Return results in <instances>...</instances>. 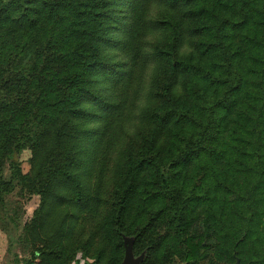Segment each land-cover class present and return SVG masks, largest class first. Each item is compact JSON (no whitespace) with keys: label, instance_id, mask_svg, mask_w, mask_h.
Masks as SVG:
<instances>
[{"label":"trees","instance_id":"1","mask_svg":"<svg viewBox=\"0 0 264 264\" xmlns=\"http://www.w3.org/2000/svg\"><path fill=\"white\" fill-rule=\"evenodd\" d=\"M16 190L11 264H264V0H0L4 233Z\"/></svg>","mask_w":264,"mask_h":264},{"label":"rangeland","instance_id":"2","mask_svg":"<svg viewBox=\"0 0 264 264\" xmlns=\"http://www.w3.org/2000/svg\"><path fill=\"white\" fill-rule=\"evenodd\" d=\"M231 153H230V156L232 158L233 156L231 155ZM30 157H31V151L29 149H26L19 154V159H20L19 162L24 172H27L30 169V162H29ZM204 161L205 160L203 159L202 164L204 163ZM206 164H209V163L206 161L205 165ZM194 168L195 169L198 168V165H195ZM7 172H9V166L7 167ZM209 180H211L213 184L212 189H211L213 193L217 192L216 194H218L219 196L222 195L223 193L221 191L222 188L216 187L215 185L216 183L213 182V179H208V181ZM9 200H10V211L9 212L12 213L13 209H17V213L19 215V222L17 226L13 222L9 221L10 223L7 227L6 233L0 231L1 232L0 234H3V236L5 235L4 237H2V239L0 238V250H1L0 252L1 253L4 252L6 248L5 255L1 254L0 264H9L8 263L9 257L11 258L13 257V253H10L9 251H8L9 252V256H8L7 248L9 246V242H11V250L13 252L22 253L24 256L23 257L24 259L25 258L28 259V257L30 256L29 249L23 244H21L19 234L22 232L23 223L32 217L33 212L39 206L40 197L38 195L30 196L29 194L22 196L19 194L18 190H16L14 193L10 195ZM218 202L211 203L210 205L208 204V207H210L213 210V212H216V210L220 208V206L218 205ZM224 204H226V206L228 207V203H224ZM174 251L175 249L170 247L169 249L170 260L168 259L166 264H184L179 253L178 252L175 253ZM213 254L214 252L210 251L209 255H213ZM226 257H227V253L225 252L223 253L222 250L218 249L215 252V261L213 262V264H230L225 261ZM80 259L82 260V264H84L85 260H83L82 258ZM141 262H142L141 258L133 257V263L141 264ZM203 264H209V263L208 261H205L203 262Z\"/></svg>","mask_w":264,"mask_h":264},{"label":"crops","instance_id":"3","mask_svg":"<svg viewBox=\"0 0 264 264\" xmlns=\"http://www.w3.org/2000/svg\"><path fill=\"white\" fill-rule=\"evenodd\" d=\"M0 231H1V230H0ZM1 232H2V231H1ZM1 232H0V233H1ZM1 235H2V236H1ZM4 236H5V235H4ZM4 236H3V234H0V238H1V239H2V237H4ZM7 245H8V244H7ZM6 247H7V246H6ZM0 251H1V250H0ZM8 251H9V246H8V248H7V252H8ZM9 252H10V253H15V252H13L12 250L9 251ZM9 252H8V256H9ZM5 253H6V248H5L4 252H2V253L0 252V257H1V254H2V255H5ZM10 259H12V258L9 257V261H8L9 264H11V260H10Z\"/></svg>","mask_w":264,"mask_h":264},{"label":"water","instance_id":"4","mask_svg":"<svg viewBox=\"0 0 264 264\" xmlns=\"http://www.w3.org/2000/svg\"><path fill=\"white\" fill-rule=\"evenodd\" d=\"M124 264H136V263H133V256H127L124 261ZM236 264H240V261L237 260Z\"/></svg>","mask_w":264,"mask_h":264}]
</instances>
